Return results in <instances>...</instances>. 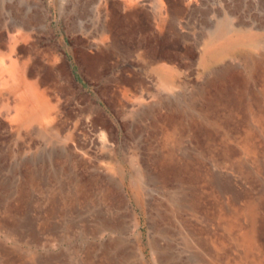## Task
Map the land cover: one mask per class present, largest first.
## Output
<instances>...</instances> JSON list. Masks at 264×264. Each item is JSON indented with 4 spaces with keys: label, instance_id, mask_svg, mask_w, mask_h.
<instances>
[{
    "label": "rangeland",
    "instance_id": "1",
    "mask_svg": "<svg viewBox=\"0 0 264 264\" xmlns=\"http://www.w3.org/2000/svg\"><path fill=\"white\" fill-rule=\"evenodd\" d=\"M129 1L0 0V264H264V0Z\"/></svg>",
    "mask_w": 264,
    "mask_h": 264
},
{
    "label": "bare ground",
    "instance_id": "2",
    "mask_svg": "<svg viewBox=\"0 0 264 264\" xmlns=\"http://www.w3.org/2000/svg\"><path fill=\"white\" fill-rule=\"evenodd\" d=\"M133 0H130L129 1V4L127 5H130L132 3ZM117 15V14H116ZM105 25V24H104ZM18 29V28H17ZM99 35L98 37L96 38L97 41L99 43H101L100 45V55H105L107 56L108 55V51L115 48L116 45L112 43V37L110 35H108V32L107 30L102 27L101 29H99ZM110 40V41H109ZM112 43V44H111ZM97 44V43H96ZM97 46V45H96ZM104 56V57H105ZM91 57V56H90ZM95 58V57H94ZM10 66V65H9ZM8 72H9V76L11 77L12 80H18L20 79L19 78V70L16 66H11L8 68ZM27 93H29L31 95V97L35 98L36 97V86L35 84L33 83H30V82H26V87H25ZM157 96H154L152 95V98H156ZM36 99V98H35ZM169 108V107H168ZM23 109V108H22ZM222 188V187H221ZM107 224V223H106ZM199 238V237H198Z\"/></svg>",
    "mask_w": 264,
    "mask_h": 264
}]
</instances>
